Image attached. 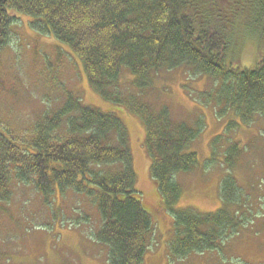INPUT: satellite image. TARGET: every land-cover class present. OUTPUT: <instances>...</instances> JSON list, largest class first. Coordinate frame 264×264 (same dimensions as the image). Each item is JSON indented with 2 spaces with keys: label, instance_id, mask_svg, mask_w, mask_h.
I'll return each instance as SVG.
<instances>
[{
  "label": "trees",
  "instance_id": "obj_1",
  "mask_svg": "<svg viewBox=\"0 0 264 264\" xmlns=\"http://www.w3.org/2000/svg\"><path fill=\"white\" fill-rule=\"evenodd\" d=\"M23 16L33 30L70 50L96 94L125 107L144 125L150 177L182 229L170 242L171 255L216 249L215 241L234 226L230 216L174 210L181 194L174 175L197 166V153L187 150L200 129L175 121L165 106L154 109L124 96L119 74L128 69L139 92L150 85L153 72L185 67L208 75L218 81L207 94L216 108L221 106L217 115H233L225 131L251 122L264 114V53L256 48L264 43V0H0V58L12 22ZM248 49L257 57L250 66L242 61ZM35 129L37 135L25 140L0 125V200L9 199L12 179L35 185L43 195L55 185L87 195L101 217L95 240L107 246L110 264H143L154 211L145 208L135 188L122 120L69 94L62 108ZM238 152L236 144L228 149V165ZM227 178L220 185L224 204L235 201L233 190L222 188Z\"/></svg>",
  "mask_w": 264,
  "mask_h": 264
},
{
  "label": "rangeland",
  "instance_id": "obj_2",
  "mask_svg": "<svg viewBox=\"0 0 264 264\" xmlns=\"http://www.w3.org/2000/svg\"><path fill=\"white\" fill-rule=\"evenodd\" d=\"M10 30L11 42H5L0 58V125L20 139L36 136V124L56 114L69 94L85 105L115 113L129 134L135 188L145 208L154 211L155 229L143 264H264V114L225 131L233 115L218 116L215 109L221 106L209 101L207 94L218 85L214 78L192 74L185 67L163 70L153 72L150 85L139 92L133 75L122 69L120 93L154 109L165 106L175 121L200 129L187 150L197 153V166L175 175L181 195L174 209L233 220L234 226L215 241L216 249L176 259L169 247L176 239V226L163 210L164 201L150 177L142 122L125 107L96 94L70 50L52 35L33 30L27 17L14 20ZM256 48L264 53V43ZM256 60L254 50L244 52L245 65ZM65 126L62 119V133ZM235 144L239 152L232 154L234 164L228 165L227 152ZM225 176L229 178L222 188L226 193L233 190L235 201L224 204L220 184ZM52 189L43 195L31 183L11 180L9 199L0 200V264H110L107 246L95 240L101 217L90 198L58 185Z\"/></svg>",
  "mask_w": 264,
  "mask_h": 264
},
{
  "label": "bare ground",
  "instance_id": "obj_3",
  "mask_svg": "<svg viewBox=\"0 0 264 264\" xmlns=\"http://www.w3.org/2000/svg\"><path fill=\"white\" fill-rule=\"evenodd\" d=\"M7 38H8V39L6 40V42H7V43H10V42H11V41H10L11 36H8Z\"/></svg>",
  "mask_w": 264,
  "mask_h": 264
}]
</instances>
